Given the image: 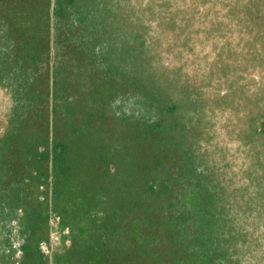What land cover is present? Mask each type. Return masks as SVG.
I'll use <instances>...</instances> for the list:
<instances>
[{
	"label": "rangeland",
	"instance_id": "374dc122",
	"mask_svg": "<svg viewBox=\"0 0 264 264\" xmlns=\"http://www.w3.org/2000/svg\"><path fill=\"white\" fill-rule=\"evenodd\" d=\"M0 264H264V0H0Z\"/></svg>",
	"mask_w": 264,
	"mask_h": 264
}]
</instances>
